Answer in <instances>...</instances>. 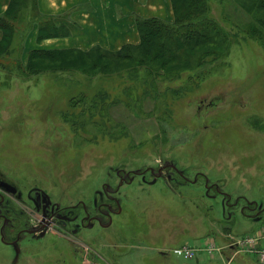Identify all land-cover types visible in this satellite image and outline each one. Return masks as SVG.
Listing matches in <instances>:
<instances>
[{
    "label": "rangeland",
    "instance_id": "374dc122",
    "mask_svg": "<svg viewBox=\"0 0 264 264\" xmlns=\"http://www.w3.org/2000/svg\"><path fill=\"white\" fill-rule=\"evenodd\" d=\"M112 1L98 4L109 7ZM169 2L170 14L150 17L169 24L176 21ZM209 3L225 45L221 54L213 61L205 52H192L189 62L166 65L147 56L155 67L174 71L152 75L146 67L129 68L141 57L138 50L131 52L137 55L134 59L102 58L93 67L96 56L85 58L79 52L96 47L78 48L64 38L70 37V15L48 13L40 0H19L17 17L11 19L12 48L0 55V171L19 182L25 193L37 185L77 199L103 182L100 174L106 166L136 168L178 160L192 180L197 172L206 173L211 181L221 176L224 189L242 198L239 207L245 198L264 201V10L254 9L256 0ZM118 9L114 19L106 9L102 21L115 28L128 23L118 18ZM76 25L81 29L78 21ZM40 26L67 31L66 36L51 37L55 42L67 40L66 45L30 46L32 31L35 41L43 42L37 40ZM3 35L2 30L0 41ZM63 46L69 48H58ZM33 49L72 52L32 72L26 64ZM120 50L126 52L124 47ZM199 59L205 61L198 64ZM199 179L176 193L137 187L125 199L116 225L90 230L81 238L95 251L83 263L264 264L255 253L245 252L229 262L235 251L230 243L255 231L264 233V225L249 231L237 224L231 234L223 235L232 222L221 216L212 196L199 197L203 177ZM53 183L55 188L49 189ZM55 243L64 253L47 252L42 264H57L53 261L60 258L82 264L80 257L69 254L70 245ZM212 243L223 250H215L213 258L207 249ZM183 246L194 249L195 257L179 253ZM8 253L12 258L13 251L0 241V264L9 263Z\"/></svg>",
    "mask_w": 264,
    "mask_h": 264
},
{
    "label": "flooded vegetation",
    "instance_id": "af4514ba",
    "mask_svg": "<svg viewBox=\"0 0 264 264\" xmlns=\"http://www.w3.org/2000/svg\"><path fill=\"white\" fill-rule=\"evenodd\" d=\"M106 167L100 174H103V182L85 190L83 196L77 199L65 196L66 191L60 196L37 185L28 188L25 193L19 187V182L0 171V241L13 251L12 258L8 253V264H35L38 260L42 264L45 253H64L55 243L61 240L70 245L69 254L77 255L82 259V264H85L83 261L90 259L95 251L90 243L81 238L90 230L99 232L116 225V221H120V215L125 211V199L137 187H162L176 193L187 184H198L199 175L205 180L199 182V197L212 196L215 204L221 208V216L226 218L225 221L232 222L229 231L223 235L231 234L237 224L244 225L249 231L258 228L259 224L264 225V201L245 198V204L239 207L242 198L233 197L232 193L224 189V183L219 178L221 176L216 177V181H211L206 173L197 172L192 180L178 160L136 168H125L118 164ZM67 169L68 167L64 168L63 172ZM50 185L49 189L55 188L56 184ZM211 190L215 193H209ZM121 223L125 224V221ZM53 262L72 264L67 258Z\"/></svg>",
    "mask_w": 264,
    "mask_h": 264
},
{
    "label": "trees",
    "instance_id": "16d2710c",
    "mask_svg": "<svg viewBox=\"0 0 264 264\" xmlns=\"http://www.w3.org/2000/svg\"><path fill=\"white\" fill-rule=\"evenodd\" d=\"M211 0H171L176 21L166 23L158 17H142L137 15L136 23L141 35V41L137 45L124 46L125 51L106 52L100 47H96L89 51L79 52L85 58L95 55L96 59L93 67L98 66L99 60H111L113 57H121L124 60H131L137 57L131 53L132 50H138L141 57L135 60L133 65L129 67L132 71L140 67H146L148 70L166 71L155 67L151 62L145 60L150 56L152 61H158L163 65L172 61L189 62L192 52H205L210 56L211 60L220 55L224 50V42L220 39L219 28L216 20L211 14ZM19 0H11L7 11L0 15V29L4 35L0 41V55L7 49L12 48L14 41L15 28L11 23V19L16 18ZM256 10H264V0H256L254 5ZM54 28L49 31L47 26H40L38 29V41L51 37H61L69 34L60 32ZM251 32V31H250ZM254 35L257 37V35ZM251 32V33H252ZM72 52L71 49H33L29 52L26 68L32 72H39L45 64L53 63L59 59L60 54ZM59 55V56H58ZM74 58H71L73 60ZM67 60V59H66ZM64 60V61H66ZM78 60V59H77ZM161 60V61H160ZM213 60V61H214ZM205 59H199L196 63L201 64ZM72 61H70L71 63ZM71 68V67H69ZM124 70V69H123ZM127 70V69H125ZM114 72L104 71L103 73ZM174 72V71H166ZM173 76V75H172ZM172 76H169L171 78ZM237 253L236 255H238Z\"/></svg>",
    "mask_w": 264,
    "mask_h": 264
},
{
    "label": "crops",
    "instance_id": "0c3cea01",
    "mask_svg": "<svg viewBox=\"0 0 264 264\" xmlns=\"http://www.w3.org/2000/svg\"><path fill=\"white\" fill-rule=\"evenodd\" d=\"M100 1L110 4L112 0H97V2L95 0H40V4L42 2L41 7H44L48 13H54L60 16L70 15V19L72 20V22H69L70 37L64 38H69L74 46L82 49L102 47L116 51H119L126 45H137L140 43L141 38L135 26V15L150 17L157 14L165 17L172 11L169 0H145L144 6L141 5L142 0H113L112 6L109 5V7L99 5L98 3ZM10 2L11 0H0V14L6 12ZM118 8L121 10V17L118 18L121 21L127 20L128 23L115 28L112 24L109 26L108 22L102 21L103 16L101 14H104L106 9H108L107 11H109L112 19H114L115 14L117 15L116 10ZM77 21L81 24V29L77 28ZM31 34L30 37L32 36V39L29 40V44H31L30 46H34L33 48H43L48 47V45H66L67 43V40L55 42L57 39L54 38H47L43 42L38 43L35 41L37 35L33 31ZM1 37L2 30L0 29ZM33 39L36 45L32 44ZM26 44L29 45L28 43ZM58 48L69 47L63 46ZM210 257L213 258L214 255ZM231 260L229 259V262ZM232 261L234 262V260Z\"/></svg>",
    "mask_w": 264,
    "mask_h": 264
},
{
    "label": "built area",
    "instance_id": "2783aa9c",
    "mask_svg": "<svg viewBox=\"0 0 264 264\" xmlns=\"http://www.w3.org/2000/svg\"><path fill=\"white\" fill-rule=\"evenodd\" d=\"M231 247L235 248L236 253H255L258 259L264 262V233L260 231L249 234L245 238L234 239L231 243ZM207 249L211 256L214 255L215 250H222V248L217 247L215 243H212ZM178 251L188 259L195 257L194 249L189 246H183Z\"/></svg>",
    "mask_w": 264,
    "mask_h": 264
}]
</instances>
